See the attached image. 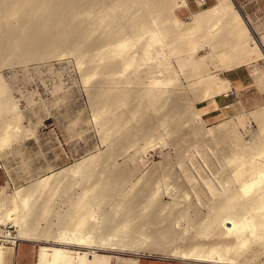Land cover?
Returning a JSON list of instances; mask_svg holds the SVG:
<instances>
[{
    "label": "rangeland",
    "instance_id": "rangeland-1",
    "mask_svg": "<svg viewBox=\"0 0 264 264\" xmlns=\"http://www.w3.org/2000/svg\"><path fill=\"white\" fill-rule=\"evenodd\" d=\"M180 1L182 0H171L170 4L173 3L175 5ZM185 1L188 3L189 8L185 6H175V8L171 10L172 16L174 15L173 17L180 21H178L179 23L174 24L176 25L174 31L177 29L175 31L176 35L174 32H171L172 36L170 33V37L167 35L168 39L173 40V43L175 42L174 45L166 38L168 40L166 42L167 46L161 47V53L158 50L148 53L147 57H149V61H151V58L152 60L154 58L155 61L153 60V62L143 64V61H140L142 60L141 53H139L137 48L139 46L137 43L140 45L141 43L137 42V47H135L136 44L134 42L135 46L132 48H137L138 51H135L138 53L134 50L133 51L135 56L138 54L136 56L137 61L140 59L138 63H142L139 69L141 66L142 68L140 70L130 68L127 70L129 73L126 72L124 74L120 71V73L117 74L118 76L120 75L119 77H125V79H128L127 77L129 76V79L131 78V80H127L128 83L126 81V84H122L119 89H130L133 93H138V91L141 90L139 89L141 87L143 89L146 85L148 87L155 86L152 84L148 85V81H151L152 76L156 77L155 79L159 81L161 77L158 76H160L159 74L161 73H158V71L162 70L163 73L161 75L167 76L170 74L169 72H172L174 69L176 71L173 70V75L174 73L176 75L175 80L167 83L164 82V86L161 85L163 89L166 90L164 91V94L167 96L165 97L163 95L159 102L160 104L158 103L157 105L162 106L157 107L154 105V107L153 104L145 106L144 102H139L137 100L138 98H136V100L134 99L137 95L134 96V100L131 99L130 101H133L130 103L128 102L129 104H126L127 106H120L121 109H119V106V108H115L116 113L121 115V117H124V120L119 124L120 126L118 125L119 128L116 126L115 130H113V128L109 129L113 130H111L112 132H109V136H107L108 131L104 128L107 134L104 132L99 120L96 119L98 117L95 116V107H97L96 98L98 99L95 91L99 92L100 89H106L109 88V86L103 82V76L99 77L97 76L98 74L92 76L85 75L84 69L87 65L80 64L78 62L79 59H76V55H73L74 53L69 47H65V50L61 49L62 51L59 52L61 54L56 56L55 53L58 51L52 52L51 50L49 52L52 54L50 53L49 55V52H46V54L43 52L44 50L40 52L41 49L37 48L39 49H36L39 53L38 55H40V53H42V55H40L41 57L39 56L40 59L35 58L37 55V52H35L36 54L32 55V59L29 57L31 61L27 59V61L22 62L21 60L20 62V58L16 57V55V58L13 57L14 55L9 57L11 54L6 55V59H8H5L6 62L4 59L1 60L5 65L3 66L2 63L1 65L3 67L0 65V80L2 81L0 82L3 83L4 88H7L6 90H8L6 91L8 95H4H6L15 106H17L16 113L19 114L18 124L20 127L17 126L18 128H16L18 129V137L12 142V144L6 145V147L0 145V218L3 217L2 223L0 224H4L2 226L0 225V230L12 234L17 233V221L15 218L19 211V205L15 199V190L30 187L41 178L62 171L63 169H73L76 165L90 164L91 162L94 163L96 170H89V173H87L88 175L85 174L87 170L85 171L84 169H81L83 172L85 171V173L81 174L82 171H78L77 175H70L72 172H66L69 173L70 176L68 175V177L65 173L64 175L67 176L65 177L62 175L63 172L61 174L63 177L62 180H60L61 177L58 176L56 179L57 183L59 182L61 184H57L58 188L55 193L52 194L53 196L51 195V198L49 197L50 199L47 197L49 202L45 201L46 197L43 199L45 195H41V197L39 194H36L35 196L37 197L34 198L37 201H32V197L30 202L33 205V208L38 207L39 209L42 206L46 210L43 216L37 219L31 217L28 220L33 226H37L38 230H52V228L53 230L58 229L59 225L67 218L70 210H72L73 201L75 202L77 198L81 197V193H85L87 189L89 190V188H92V186L97 183L101 186L94 188L97 190L95 193H93V189L88 191L90 192L89 194L88 192L85 193L87 196H91V211L94 209L92 211L93 216L91 220L93 221V224H95L93 230V235H96L95 237H101L106 234L108 228L118 222L122 216L123 218H128L129 216L130 218H128L129 221H127V223L129 222L130 225L127 224L129 226L128 228H125L127 225L124 226V228L121 229L122 232L125 234L127 233L131 238L134 237V241H137V243L146 242L149 244L154 240L157 241L160 240V238H163L164 241H162V247L165 251L171 249H183L195 242V244L203 245H208L209 242V244L225 245L237 240L235 234H227L230 232L229 230L232 229L229 227L233 226H231L230 218L228 221L226 220L227 224L225 221L224 224V222L218 223L216 220H214V222L216 221L214 223L212 219L217 216V213L220 211L217 204L220 203L221 205V203H225L223 201H228L229 199L225 198L228 196V193H226L227 190H224L225 186H228L229 188V185H231L230 183L233 182H229L230 179H228V177L233 176L230 173L231 176L228 175L225 170L226 168L231 171L228 169L230 167L226 166L228 165L226 164L229 159L228 157L232 159L231 156L234 155L233 153L239 150V146L243 149L245 147L243 146V143H246V141H250L248 142L250 143L249 148H251V144L254 145V142L264 145V142L262 144L258 139L259 137L263 139L261 136L263 134L261 132L263 131L261 130L264 129V124L254 117L255 112L259 110L258 114H260L264 109V92H259L256 87H253L242 95L237 96L234 105L229 110L220 111L222 118L218 120L209 119V116H202L204 118V128L201 125H198L195 120L187 119L186 122L185 119H183L186 124H178L176 119L173 120L174 122L171 121V119L175 118L172 116L177 111L179 112L176 105L180 107V110L182 109L181 106L185 109V106H188V104L193 105L192 103H194L192 108L194 110L197 109L199 112L210 109L211 102L203 101V99L201 100L203 87L207 89V86L202 87L200 82L204 81L206 77L200 78L198 75L206 72V68L208 69L206 64H209L210 67L224 66L223 62L219 61L217 58L211 60L208 57V51L200 48L204 46L206 42L213 41L212 37H214V35L212 36L211 34H215L214 32H216V30L214 28L215 31L211 29V26H213L212 24L214 23L211 21L203 23L205 22L203 21L201 25L198 21L196 23L195 18H193L194 13H200L202 10L214 6L217 3V0H206L204 5L201 0ZM237 2L243 6V12L255 20L257 24L264 22V0H237ZM1 5L2 4L0 3V8ZM226 13H228V11H226ZM227 15L228 14H224V17H227ZM26 16L15 17L17 20L13 19L12 25L14 26H12V30L16 28L15 31L17 30L20 35L22 34L20 25L25 24L22 22V17L24 21V17ZM204 24L206 26H204ZM9 25L11 26V23ZM10 26L9 28L7 26L8 29L5 30V32L11 33L12 27ZM17 27L20 29L18 30ZM13 32L11 34H13ZM186 34L188 35L186 36ZM6 37L7 38L5 39H10V35H6ZM216 37L218 36H215V40H217ZM168 42H171L172 44L170 45H173L174 47L170 46ZM166 43L164 42V44ZM130 44H132V41L127 42L126 46ZM99 47V49L103 48L102 45ZM67 49L70 51L68 52ZM96 49L94 51L98 52L99 49L98 51ZM65 51H67V54ZM70 52L73 54L68 55ZM44 54L49 56L45 57ZM8 57H13L15 59L11 61ZM155 57L157 58L155 59ZM159 59L162 60L161 62H163V65L156 64L160 63ZM204 59H206L207 63H205ZM190 60H194L192 65ZM260 60H263L264 64V58L261 57ZM258 61L256 63H258ZM6 63L10 64L6 65ZM165 63H167V68L172 67L173 69H169L170 71L165 70ZM147 64H151L149 67L153 68L154 73H146L149 72V67L147 66L148 68H146V66H144ZM158 65H161L162 67L159 66L158 69ZM247 66L252 67L251 65ZM136 73L137 76L134 75ZM196 74L197 76H195ZM141 75H146V77L143 76L144 78L142 77V80L139 81L137 77ZM156 84L158 87V83ZM118 87L119 86H117V88ZM93 95H95V98ZM4 97H0V99L3 100L5 99ZM137 107L140 108L141 111L139 110L140 112L134 114L133 110L137 109ZM170 109H176L177 111H171ZM8 115L11 114L4 113L1 117H6L4 119L2 118L3 120L12 119V116ZM168 116H171V119L167 118ZM1 117L0 121H2ZM238 117L241 118L240 120H242L243 125H245H242L243 128L241 126L238 129L242 137L238 133H236V135L238 134L243 140L236 137L235 142L233 139L236 135L229 134V136L227 135L229 141L228 139L225 140L227 138L226 136L225 139H220L223 143L222 144L219 139L216 140V137L213 138L212 136L210 138L202 133L205 131L204 129L225 122H233V120ZM163 118L167 119L168 123H165V119ZM168 120L171 122L169 123ZM175 122L177 123L174 124ZM163 123H165V126L161 125ZM259 124L260 126L262 125L261 128ZM165 129H167V132ZM259 131H261V134ZM257 133H259L260 136L259 134L257 136ZM254 136H257L258 138H253ZM262 139H260V141ZM238 142H240V145ZM226 144L232 145L228 146ZM255 145L253 146V149L256 147ZM235 146L238 148H235ZM262 147L263 146H260V148ZM234 149H236V151ZM256 150L253 151L256 153ZM263 150L264 148L259 151L264 153ZM259 153L258 156L261 154ZM261 155V157H257L258 159L255 156L254 158L257 159L256 161H258V163L264 164V160L262 161L264 154ZM223 164L226 167H224ZM64 177L66 178L65 180ZM235 178L233 180H235ZM257 179L259 182L256 179L255 181H257L260 186H262V184L264 185L263 178ZM235 183L237 184V182ZM206 184L210 186H207ZM236 184L233 186H236ZM86 195L83 196L86 198ZM43 208L41 210L42 212L45 211ZM9 212L12 214V218L8 216ZM127 213L128 216H124V214ZM210 218H212L213 225L209 224ZM216 218L217 217L214 219ZM203 223L204 227L201 226ZM205 226L206 229L208 227L209 232L204 229V232L207 233L201 234V231L203 232V230H201L200 227L203 229ZM85 230L87 232L86 228ZM118 233L120 232L118 231ZM142 239H144V241H142ZM39 245V243L35 242L24 244L23 249L25 256L22 264H35L36 251ZM260 245L261 244L258 242L252 241V243L250 242V245H247L249 247L243 246V249L240 248L239 250L237 249L238 251L236 250V252H238L237 254L236 252L233 254L239 255V257H241L240 260L245 257L253 259L252 251L257 249L258 251H256L258 254H256L257 256L255 255L256 257L254 256V259L256 260L253 261L251 259V262L264 264V251L261 249L262 245ZM147 251L149 250H140L139 252L142 255H136L129 252L114 253L126 260L121 261L120 259L122 258L118 260L115 259L113 263L133 264V260L140 259V261L151 260L153 262L190 264L189 262L186 263L179 260H166L161 258L168 257L181 259L173 257L167 252L155 253ZM12 258L13 256L7 257L5 263L11 264ZM13 264H16L14 258Z\"/></svg>",
    "mask_w": 264,
    "mask_h": 264
},
{
    "label": "bare ground",
    "instance_id": "bare-ground-1",
    "mask_svg": "<svg viewBox=\"0 0 264 264\" xmlns=\"http://www.w3.org/2000/svg\"><path fill=\"white\" fill-rule=\"evenodd\" d=\"M1 1L0 3L3 5V2H4V5L3 6L1 5V8H0V61L3 59L5 60L6 55L11 54L9 55V57L12 55H14L13 57H15L16 55V57L20 58V62L21 60L22 62H24V61H27L29 57L30 59H32V55L36 54L35 52H37V55L36 56L34 55L35 58L40 59L41 57L40 55H42V53L38 55L39 53L37 50L39 49L37 48L41 49L40 52L44 50L43 52L45 53L51 50L52 52L58 51L57 53H55V56H56L58 54H61L59 53L62 51L61 49L65 50V47H69V49H71L74 54L70 52L68 53V55L69 54L71 55L73 54L74 56L76 55V59H79L78 62L80 64L87 65L86 68L84 69L85 75L92 76V75L98 74L97 76L99 77L103 76L104 77L102 78L104 79L103 82L105 84H108L109 86V88H106V89L104 88L105 90L100 89L99 92L95 91L97 93L98 99L96 98L97 107H95L96 112L94 111L96 113L95 116L98 117L96 119L99 120L103 129L105 128L106 131H108L107 136H109V132H112L113 130H115L116 126L118 127V125L124 120L123 119L124 117H121V115L116 113L115 111L116 107L117 108H119L120 106L124 107L126 104L128 105L134 99L136 100V98H138L137 100L139 102L140 101L144 102L145 106H150L152 104L153 106L154 105L157 106L158 103L161 101V98L163 97V95L165 96L164 91L166 90H164L162 87L164 86V82L167 83V82L175 80V76H176L175 73L173 75V72L175 70L172 67L167 68L166 66L167 63H165V66H166L165 70H168V71L172 69L174 70V71L172 70V72H169L171 75L167 73L168 74L167 76H162L161 75L163 73L162 70L161 71L157 70L158 73L159 72L161 73L159 74L160 76H158V77H161L160 80L158 81L157 79H155L156 77L152 76L151 81L150 80L148 81L149 84L147 83L148 85L152 84V85H155L156 87L155 86L148 87L146 85V87L143 89L142 87L139 88L141 90H139L138 93H135V92L133 93L130 89L129 90L125 88L119 89L121 88L120 86L124 84L127 80H131V78L129 79L130 77L129 74H128L129 77H127L128 79H125V77H119L120 75L118 76L117 74H119L120 71L125 74L127 70L130 68L134 70L139 69L142 63L140 62L138 63V61L140 60L139 58H138L139 59L138 61L136 60V56L138 54L135 56V53H134L135 50L136 51L139 50V53H141L140 55L142 58V60L140 61H143V64H146L147 62H153L154 60V58L153 60L151 58V61H149L150 59L149 57H147L149 52L152 53L153 51L155 52V50L160 51L162 46L164 47L167 46L166 42L168 40H170L173 43V40L168 39L167 35H169L170 37L171 32H174L176 35L175 31L177 29H175L174 31V28L176 27V25L174 24L179 23L180 21L174 18L173 17L174 15L172 16L171 10H173L175 6H180V7L185 6L189 8L188 3L185 0L180 1L178 4H175V5L173 3L170 4L171 0L170 1L169 0H4L3 2ZM223 10L228 11V13H226V11L224 12ZM223 13L228 14L227 17L226 16L224 17ZM20 16H26L24 17L25 22L23 21V17H22V22L25 23L24 25L22 24L23 27L22 25H20L21 29L17 27L18 30L19 29L21 30V33H22L21 35L19 32H17V30L15 31L16 29L15 27H14L15 29L12 30L13 29L12 26H14L12 25L13 19L15 20L16 19L15 17H20ZM193 18H195L196 23L198 21V23L200 22L201 25L203 21H205L203 23H206L207 21L213 22L214 23L212 24L213 26L210 25L212 27L211 29L214 28L216 30V32H214L215 30L213 29L214 30L213 32L216 35L213 33L211 34L212 36L214 35V37H212L213 41H209L208 43L206 42L204 46L200 44L202 46L200 48L202 49L209 48L211 50L214 49L215 52L217 51L221 53L220 57L223 56L222 58L225 60V62L230 61L231 65H233L232 67L247 64L249 62V60L251 59V56L249 55L253 51L252 48L256 49L255 48L256 41H255V38L252 36V33L249 30V28H247L248 25H246V21L240 9V4H238L237 0H217V4L215 6L206 8L202 10V12L200 13H196V14L194 13ZM10 23H11V26L9 25ZM7 26L8 28L9 26L12 27L11 33L13 31L16 33L13 32V34H11L9 32H5V30L8 29ZM204 26L206 25L204 24ZM186 32H189V31H186ZM5 33L7 36L10 35L9 37L10 39H5L7 38ZM187 35L188 34H186V36ZM171 36H172V33H171ZM215 36H218L216 38L217 40H219V43H217V41L215 40ZM243 38H244V41H243ZM130 41H132V44L126 46L127 42H130ZM215 41L217 44L215 43ZM134 42L135 44L137 42H140L141 45L137 43L139 45L137 47V44L135 46ZM164 42L166 44H164ZM171 42L170 43L168 42L169 45L172 44ZM251 44H253L252 45L253 47H250ZM101 45L103 48L99 49L101 48L99 47ZM173 45H170V46L174 47ZM133 46L137 47L138 50L137 48L133 49L132 48ZM96 48H98L99 51ZM95 49L98 52L94 51ZM69 51L70 50H68V52ZM66 52L67 51H65V53ZM50 53L51 52H49V55ZM85 54H88V55H85ZM44 56L46 57L47 55L44 54ZM13 57L9 59L12 61L13 59L16 58V57L15 58ZM210 57L214 58L212 54ZM156 58L157 57H155V59ZM204 60H205V63H207L206 59ZM161 61L162 60L159 59L160 63H156V62L154 63L163 65V62ZM191 62H192L191 63L192 65L194 63V60ZM222 62L224 64L223 60ZM1 63L3 64L2 61L0 62V65ZM7 64H10V63H6V65ZM4 65L5 64H3V66ZM161 65L157 66L158 69H159V66L162 67ZM144 66L148 68L149 66H151V64L150 65L147 64ZM208 66L209 65H207V67ZM226 68L229 69L230 67H226ZM148 70L149 72H146V73H151V74L154 73L153 68L149 67ZM208 70L206 71L207 73H205L207 75L209 73ZM137 73L134 75L137 76ZM143 76L144 75L138 76L137 79L140 81L142 80L141 78ZM144 77H146V75ZM190 77L192 76L190 75ZM0 79H1V76H0ZM208 80L213 81V79H210V77L209 79H205V83L204 85H202V87L207 86L206 90L214 86V84L213 83L211 84L210 82H208ZM132 81L134 82L133 79ZM1 82H0V97L3 98L5 96L4 97L5 99L3 100L0 99V117L4 115V113L11 114L8 116H12V119L9 117L10 120L6 119L7 121L3 120L4 118H6L5 116H3L1 117L2 121H0V145L3 147L4 146L6 147V145L12 144V142H14L16 138L18 137L17 136L18 129L16 128H18L17 126H19L18 124L19 114L16 113L17 106H15L14 103L10 101L9 98L6 97V95H8L6 91L8 90H6L7 88L6 89L4 88L3 86L4 84ZM156 83H158V87ZM117 86L119 87L117 88ZM95 92L94 94L96 95ZM95 95H93L94 98H95ZM136 95L137 97L134 98V96ZM209 95L210 94L208 93L206 96H209ZM131 99L133 100L130 101ZM192 104L194 105V103ZM190 105L188 104V106H185V109L181 106L182 108L181 110H180V107L176 105V107H178L179 112L176 110L177 108L172 109L174 111H177L176 113L173 111L175 114L173 113L174 115L172 117H175V118L171 119L170 118L171 116H168L167 118H170L171 121L176 119L178 124L179 123L184 124L185 122L183 121V119H185V121L187 119L195 120V122L198 123V125H201L204 128L205 127L204 118L202 117L201 113L197 109L194 110L192 108L193 105L191 106ZM161 106L159 105L157 107H161ZM119 109H121V107ZM158 109H161V108H158ZM135 110H133L134 114L141 111V109L138 107ZM258 111L255 112L254 117L258 119L262 124H264V113H263L264 109L260 112V114H258L259 113ZM238 118H235L233 122H231L230 120H229L230 121L229 123L224 121L225 123L209 127L208 129H204L205 131H203L202 133L205 134L206 136H209L210 138L212 136L213 138L216 137V140L217 139L220 140L221 138L225 139V136L227 137V135L229 136V134L230 135L231 134L236 135V133L240 134L238 129L243 125V121L240 120L241 118H239L238 120ZM252 118H253V115H252ZM164 121L166 123L167 119H165ZM168 121L169 123L171 122L170 120ZM177 122H175L174 124H176ZM165 123L161 125L165 126ZM110 128H113V130L112 129H111L112 131L109 130ZM105 129H104V132L106 133ZM166 130L167 129H165V131ZM261 131H259V133L261 132L264 134V129H262ZM259 133H257V136ZM238 134L234 136V139H233L234 141L236 137L237 138L242 137L241 134H240L241 137H239ZM263 134L261 135L263 139L261 137L258 138L256 136L259 139V142H262V144L264 142ZM256 137L254 136L253 138H256ZM227 139L228 137L225 140ZM241 139L243 140V138ZM241 139H240V142H241ZM260 139L262 140L260 141ZM225 140H222V141H225ZM240 142H238L239 145H240ZM248 142L250 141H246V143H243V146H245L244 147L245 149L244 148L241 149V146L238 145L239 150L236 151V149H234L236 151V152L234 151L236 154L233 153L234 157L231 156L232 159L228 157L229 158L228 160L226 158L227 162L225 160L226 164H228L226 166L230 167V168L228 167L227 168L231 170L229 171L225 168V170L227 171V174L228 175L231 174L234 178L235 177L236 178L235 180H233L234 179L233 177H228V179H230L229 182L233 181L232 183H230L231 185H229V188L228 186L227 187L225 186V188L227 189L224 188V190H227L226 193H228V196L225 195L227 196L225 198L226 199L229 198V199L228 201H223L225 203H221V205L220 203L217 204V206H219L220 208V211L217 210L219 211V213H217V216H215L217 218L216 219H214L215 217L213 219L210 218L211 223L209 222L210 225L212 224V220L213 222L214 220H216L218 223L219 222L223 223L224 221L226 222V220L228 221L230 218L231 226L232 225L233 226L229 227V228H232L229 230L230 232L228 231L226 232H228L227 234L230 233V234H235L237 236V240L234 242H230L225 245L224 244L223 245L209 244L210 242L208 243V245H203V244H195L196 243L195 242L194 244L192 243L183 249H171L169 251L168 250L165 251L164 248L162 247V243H163L162 241H164L163 238H160V240H157V241L154 240L152 243H149V244H147L146 242L137 243V241H134L135 240L134 237L131 238L130 236H128L127 233L125 234L124 232H122L121 229H123L124 226L129 224V222L127 223V221H129L128 218H130L128 216V213L124 214V216L127 215L128 218L127 217L123 218L122 216L123 219L120 218L119 221L117 220L118 222L116 223L118 224L114 223L115 225L113 224L110 228H108V232L106 234H104L101 237L100 236L95 237L96 235L95 236L93 235L95 224H93V221L91 220L93 216L92 211L94 209H92L91 211V203H90L91 196L88 195L89 196L88 197L85 193H87L89 190L91 191L92 189L94 190L93 193H95L97 190L94 188L101 186L97 183L94 186H92V188H89V190L87 189L85 193H81L82 194L81 197L77 198L75 202L72 200L73 201V204H72L73 206L71 208L72 210H70L69 214L67 213L68 214L67 218L66 219L64 218L65 221L63 220L64 222L59 225L58 229L53 230L52 228V230L50 229L38 230L37 226L35 225L33 226L28 220L31 217L34 219L35 218L37 219L43 216L46 210L42 206L39 209L38 207H35V206H34L35 208H33V205L30 202L32 197H33L32 201H34L35 198L37 197L35 196L36 194H39L40 196L45 195L43 199H45L46 197L45 201L49 202L48 198L49 197L51 198V195L54 194L55 191L57 190L58 188L57 184L58 185L61 184L59 182L57 183L56 179L58 178V176H60L61 177L60 180H62L63 177L61 176V174L63 172L64 173L62 175H64L66 172H69V173L72 172L70 175H73V174L77 175L78 171L80 172L82 171L81 174H83L85 173L86 170L87 171L85 174L88 175L87 173H89L88 172L89 170L90 171L96 170L94 163L90 162V164H80L78 166L76 165V167H74L73 169L72 168L63 169L62 171H59V172L50 174L44 178H41L40 180L32 184L30 187L19 188L15 190V199L17 200L18 205H19V211L15 218V220L17 221V224H16L17 233L12 234V233H7L5 231L0 230V245H1L0 246V264H6L5 263L6 258L12 256L14 247L18 243V241H34V242L40 243L43 246L42 257L44 258L48 257L49 258L48 262H50V264H53V263L54 264H86L90 255L93 252H96L98 250H113V251H121V252H134V253L140 254L139 251L143 249L145 251L149 250L150 252H155V253L167 252L169 255L173 257L181 258L183 260L190 261V262L204 261V262H213V263H218V264H256V263L251 262L252 258L250 259L248 257H245L244 259L240 260L241 257H239V255H236L238 253L236 252L237 249L238 250L240 248L243 249L245 246L250 245V242L252 243V241L258 242L259 244H261L263 246L262 248V246L260 245L261 249L264 251V185L262 184V186H260V184L257 183V181L259 182L257 178L259 179L263 178L262 180L264 182V164L263 163L260 164L258 163V161H256L258 159L257 157H259L261 154H264L262 151H261L262 153L259 151L260 149L262 150L264 148V145H261V143L257 144V142L256 143L254 142V145L256 144L255 148L257 149L258 147V149L256 150L255 148L253 149V146H254L253 144H251L252 149L249 148L250 143ZM228 143H231V142H228ZM231 145L232 144L228 146H231ZM260 146H263V147L260 148ZM236 147L237 146H235V148ZM253 150H256V153ZM258 153L260 154L259 156H258ZM254 156L257 159L254 158ZM263 160L264 158L262 159V161ZM226 166L224 165V167ZM81 169H84L85 171L83 172V170ZM69 173H66V175L68 176ZM66 175L64 176L67 177ZM65 177H64V180L66 179ZM255 179L257 181H255ZM234 181L237 182V184ZM234 184H236V186H233ZM207 186H210V185H207ZM89 193L90 192H88V194ZM83 195H86V198ZM42 208L45 211L42 212L41 211ZM8 216H10L11 218L13 217L10 212ZM213 216H210V217H213ZM0 223H2V221H0ZM0 225L2 226L4 224H0ZM203 225L204 223L201 224L202 227H204ZM128 227L129 226L127 225V227L125 228H128ZM85 228L87 229V232ZM200 229L203 230L204 232V229H206V226L203 229L200 227ZM206 230L207 232H209L208 227ZM118 231L120 233H118ZM203 232L201 231V234L207 233V232H204V233ZM142 241H144V239H142ZM256 250L252 251L253 261L256 260L254 259V256L258 254L257 253L258 250L257 251ZM234 252H236V254H233Z\"/></svg>",
    "mask_w": 264,
    "mask_h": 264
},
{
    "label": "crops",
    "instance_id": "crops-1",
    "mask_svg": "<svg viewBox=\"0 0 264 264\" xmlns=\"http://www.w3.org/2000/svg\"><path fill=\"white\" fill-rule=\"evenodd\" d=\"M240 9H241V12L243 13V17L246 21V25H248L247 28H249V30L252 33V36L255 38V41H256L255 48L256 49L252 48L253 51L249 55L251 56V59L249 60L247 64H243V65L236 66V67H232L233 65H231L230 61L225 62V60L222 58L223 56L220 57L221 53L217 51L215 52L214 49L212 50L209 48L204 49L208 51L209 53L208 55H209V58H211V60H213L214 58H217L219 61L223 60L224 65H225V66H215V67L209 68L210 65L207 64L209 65L208 66L209 70L207 69L209 71L208 75L205 74L207 72L202 73V74L198 73L199 74L198 76H200V78L206 77V79H209L210 77V79H213V81L208 80V82H210L211 84L213 83L214 86L209 88L208 90L203 88V93L201 94L202 95L201 100L203 99V101L211 102V107L209 110L206 109L200 112L202 116H205V117L209 116L208 117L209 119L218 120L222 118V114L220 111L229 110L234 105L236 101L235 99L237 96L242 95L244 92L248 91L249 89H252L253 87H256L259 92H264V64H263V60H260L261 57L264 58V25H263L264 22L257 24L255 20H253L248 14H245L243 12L242 5H240ZM216 41L217 43H219V40H216ZM243 41H244V38H243ZM252 45L253 44H251L250 47H253ZM211 54L214 58L210 57ZM257 61L258 63H256ZM260 62L263 65H261ZM247 65H251L252 67H249ZM226 67H230V68L227 69ZM201 83L202 85H204L205 80L202 81ZM208 93L210 95L206 96ZM2 219L3 217L0 218V221H2ZM33 242L34 241H18V243L14 247L13 254H12L13 258L15 259L16 264H22V261L25 256L24 249H23L24 244L33 243ZM35 243H38V242H35ZM114 253H124V252L113 251V250H98L96 252H93L90 255L86 264H114L113 261L115 259L118 260L122 258L120 256L115 255ZM129 253L136 254V255H142V254L134 253V252H129ZM42 254H43V246L40 244L36 251V256H35V261H34L35 264H50V262H48L49 258L42 257ZM13 258H12L11 264H13ZM161 258L166 259V260H179L181 262H186V263L189 262L190 264H197V263L218 264V263L204 262V261L190 262V261H186L183 259H173V258H168V257H161ZM120 260L124 261L126 259L122 258ZM132 263L133 264H176V263H170V262H167V263L153 262L151 260L140 261V259L139 260L135 259L132 261Z\"/></svg>",
    "mask_w": 264,
    "mask_h": 264
},
{
    "label": "built area",
    "instance_id": "built-area-1",
    "mask_svg": "<svg viewBox=\"0 0 264 264\" xmlns=\"http://www.w3.org/2000/svg\"><path fill=\"white\" fill-rule=\"evenodd\" d=\"M201 1H202L203 5L206 3V0H201ZM203 5H202V6H203Z\"/></svg>",
    "mask_w": 264,
    "mask_h": 264
}]
</instances>
